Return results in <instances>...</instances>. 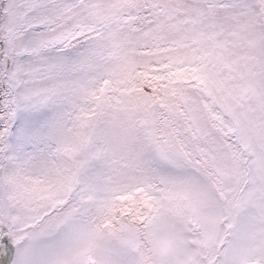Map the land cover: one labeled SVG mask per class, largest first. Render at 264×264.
Instances as JSON below:
<instances>
[{"label": "snow or ice", "instance_id": "snow-or-ice-1", "mask_svg": "<svg viewBox=\"0 0 264 264\" xmlns=\"http://www.w3.org/2000/svg\"><path fill=\"white\" fill-rule=\"evenodd\" d=\"M0 264H264V0H0Z\"/></svg>", "mask_w": 264, "mask_h": 264}]
</instances>
